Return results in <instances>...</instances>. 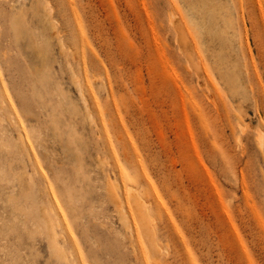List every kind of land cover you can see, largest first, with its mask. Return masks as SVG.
I'll return each mask as SVG.
<instances>
[{"label":"rangeland","instance_id":"obj_1","mask_svg":"<svg viewBox=\"0 0 264 264\" xmlns=\"http://www.w3.org/2000/svg\"><path fill=\"white\" fill-rule=\"evenodd\" d=\"M214 2L0 0V264H264V0Z\"/></svg>","mask_w":264,"mask_h":264},{"label":"bare ground","instance_id":"obj_2","mask_svg":"<svg viewBox=\"0 0 264 264\" xmlns=\"http://www.w3.org/2000/svg\"><path fill=\"white\" fill-rule=\"evenodd\" d=\"M199 1V4H197V0H196V3H194L191 7V12L193 15H199V14H203L204 17L206 18V21H208L209 23V28L211 29V26L213 25L215 27V30L218 29V17H217V10H219V6L218 4H216V2H214V0H198ZM50 20V19H49ZM52 20V19H51ZM174 20V19H173ZM190 23L193 25V26H197V23L195 24L191 18L189 19ZM173 21L171 20V23ZM181 24V23H180ZM182 26V25H181ZM174 27V26H173ZM176 27V25H175ZM174 29V28H173ZM202 29V28H201ZM214 30V29H213ZM183 31V30H182ZM200 32L202 33V31L200 30ZM208 32H211V31H208ZM213 33V32H211ZM176 34V33H175ZM215 34V33H214ZM217 35H221L222 32H216ZM10 38V37H9ZM58 39V38H57ZM190 39V38H189ZM61 40V39H60ZM176 41H179V36L177 35L176 36ZM63 44V43H61ZM61 46V45H60ZM181 50V49H180ZM181 53V52H180ZM185 55V54H184ZM188 55V54H187ZM186 55V56H187ZM187 58L189 59V61L191 62L192 61V58L190 60V57L187 56ZM193 63V62H192ZM195 65V64H194ZM191 66V65H189ZM193 66V65H192ZM22 139L25 138V136L23 135L21 137ZM142 208V207H141ZM140 210H137L135 212L136 216V224L138 227L141 228V224L144 225V223H146V221L148 220V214L146 213V209H141ZM147 225L150 226V224L148 223ZM148 226V227H149ZM144 227V226H143ZM145 228V227H144ZM150 228V227H149ZM146 229V228H145ZM141 231V229H140ZM137 233L140 234L137 230ZM144 235V234H142ZM145 236V235H144ZM48 237H49V246L55 251L56 255L62 260L64 261L66 264H69V261H68V257H67V252L65 250V248H63V246L60 244L61 241L58 239V234L57 232L55 231V229L53 228V226L49 225L48 226ZM138 238H139V235H138ZM152 246L153 243H152ZM159 247V246H158ZM158 252V251H157ZM149 256L151 255V253H149ZM156 255H158V253H156ZM155 256V255H153ZM152 256V257H153ZM159 256V255H158ZM156 257V256H155ZM151 258V256H150ZM154 258V257H153ZM152 259V258H151ZM156 259V258H155ZM155 259H152L155 261ZM154 263V262H153ZM156 263V262H155ZM159 264V262H158Z\"/></svg>","mask_w":264,"mask_h":264}]
</instances>
